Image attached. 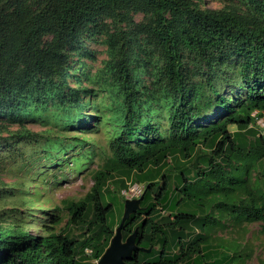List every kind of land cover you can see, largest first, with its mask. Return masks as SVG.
<instances>
[{"label":"trees","instance_id":"1","mask_svg":"<svg viewBox=\"0 0 264 264\" xmlns=\"http://www.w3.org/2000/svg\"><path fill=\"white\" fill-rule=\"evenodd\" d=\"M131 1L0 0V113L51 112L53 119H65L62 127L74 126L89 100L80 101L81 94L94 89L69 85L67 47L96 17L115 15ZM142 1L154 21L108 35L109 66L97 74L114 101L118 127L108 163L83 198L64 205L69 217L58 231L52 226L57 214L37 233L15 207L0 210V264H86L85 246L99 258L115 233L117 207L113 191L104 188L107 180L119 187L127 180L143 183L141 207L121 232L125 239L138 224L137 243L151 249L135 251L126 259L132 264L231 263V248L207 237L216 220L207 207L216 191L223 199L215 207L237 220L264 222V177L253 187L247 183L255 166L264 174V136L252 114L264 115V0H232L220 9L202 8L196 0ZM219 109L225 113L211 118ZM160 111L166 135L151 122ZM6 138L43 140L40 157L52 165L66 151L45 131L0 133V144ZM12 151L10 157L17 148ZM240 189L245 196L235 198ZM189 201L199 212L179 209Z\"/></svg>","mask_w":264,"mask_h":264},{"label":"rangeland","instance_id":"2","mask_svg":"<svg viewBox=\"0 0 264 264\" xmlns=\"http://www.w3.org/2000/svg\"><path fill=\"white\" fill-rule=\"evenodd\" d=\"M231 1L196 0L200 7L208 9H220ZM144 8L142 0H132L127 7L119 9L115 15H99L89 24V31H85L79 40L67 47L69 85L80 88L82 85L91 86L94 89L81 94L80 101L89 100L82 108L83 114L81 113L80 116L82 119L77 120L73 127L69 125L62 127L65 119H53L51 112L24 117L0 113L2 135L7 136L14 130L45 131L52 135L53 140L58 144L62 146L66 144V151L61 161L53 165L49 160L45 161L40 157L46 150L43 146L47 143L43 140L15 141L14 138H6L3 140L4 143L0 144V158L2 157L0 159V210L15 207L31 232H43L47 227L46 224L51 225L50 220L53 214L59 215V222L52 225L53 230H60L69 217L64 205L68 201L83 198L93 185L95 172L108 163V158L111 156L109 141L118 127L111 116L110 105L114 101L110 93L100 85L101 75L97 76V74L109 66L106 43L108 35L118 30H128L136 24L154 21L152 13L148 8ZM44 38L50 40V35ZM75 76L78 77L77 81L74 80ZM141 76L143 80L148 78L145 72ZM65 90H67L66 87ZM222 91L230 93L226 86ZM96 104L98 106L94 108ZM224 113V109H219L210 117L214 118ZM151 122H157L161 132L166 135L165 129L168 122L164 111L153 113ZM253 126L260 134L255 121ZM229 128L234 130L236 127L229 125ZM73 136H77L81 141L74 140ZM70 143L73 144L70 145ZM15 148H17V151H14L16 155L10 157L13 154L12 149L15 150ZM19 151L22 154H19ZM227 169H229L228 166H226ZM262 177L264 174L262 175L259 167L255 166L250 170L247 183L253 187L256 181H261ZM104 188L110 189L115 195L113 202L117 208L114 210L113 217L116 229L123 214L125 200L128 198L123 193L124 187H119L109 180ZM240 193L241 196H245L241 189L234 192L233 196L238 198ZM210 196L212 201L208 202L207 210L216 220L209 225L208 240L231 248L234 260L229 264H264V222L237 220L227 209L215 207V202L223 199L222 193L216 191ZM120 204H123L121 214ZM187 207L194 208L198 212L200 209L195 202L191 201L183 203L179 209L185 210ZM16 210L13 213H16ZM168 211L165 209L161 211V214L165 215ZM5 218L6 221L3 223L10 220L7 216ZM77 231V228L73 229V232ZM90 256L91 254H87L86 264H96L97 261Z\"/></svg>","mask_w":264,"mask_h":264},{"label":"water","instance_id":"3","mask_svg":"<svg viewBox=\"0 0 264 264\" xmlns=\"http://www.w3.org/2000/svg\"><path fill=\"white\" fill-rule=\"evenodd\" d=\"M140 197L125 200L123 214L115 229V233L96 264H131L126 259L132 255V251H149L151 249L150 247L145 248L135 243L137 227L122 240V225L130 213L140 208Z\"/></svg>","mask_w":264,"mask_h":264},{"label":"built area","instance_id":"4","mask_svg":"<svg viewBox=\"0 0 264 264\" xmlns=\"http://www.w3.org/2000/svg\"><path fill=\"white\" fill-rule=\"evenodd\" d=\"M257 110H254L252 114L254 115L255 122L258 125L259 133L264 136V115H257ZM143 191V184L136 181H128L127 186L123 188V193L127 195L128 199L138 198ZM84 253L92 254V248L90 246L84 247ZM96 261L98 258H94ZM97 263V262H96Z\"/></svg>","mask_w":264,"mask_h":264},{"label":"flooded vegetation","instance_id":"5","mask_svg":"<svg viewBox=\"0 0 264 264\" xmlns=\"http://www.w3.org/2000/svg\"><path fill=\"white\" fill-rule=\"evenodd\" d=\"M140 207H141V206H140ZM142 216H143V215H142ZM135 227L138 228V224H135V225H134V228H135ZM134 228H133V230H134ZM133 230H132V231H133ZM137 233H138V230H137ZM122 240H124V239H122ZM135 243H136L137 245H139V244L137 243V234H136V241H135ZM140 246H141V245H140ZM134 252H135V251H132V255H131L129 258H132V256L134 255ZM129 263H130V262H129ZM131 264H132V263H131Z\"/></svg>","mask_w":264,"mask_h":264}]
</instances>
